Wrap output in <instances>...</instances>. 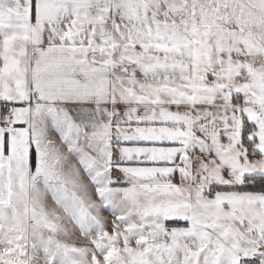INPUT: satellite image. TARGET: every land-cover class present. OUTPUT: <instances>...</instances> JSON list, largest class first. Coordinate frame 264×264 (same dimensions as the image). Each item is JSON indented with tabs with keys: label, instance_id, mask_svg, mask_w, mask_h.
Returning a JSON list of instances; mask_svg holds the SVG:
<instances>
[{
	"label": "snow or ice",
	"instance_id": "6c2138e0",
	"mask_svg": "<svg viewBox=\"0 0 264 264\" xmlns=\"http://www.w3.org/2000/svg\"><path fill=\"white\" fill-rule=\"evenodd\" d=\"M0 264H264V0H0Z\"/></svg>",
	"mask_w": 264,
	"mask_h": 264
},
{
	"label": "rangeland",
	"instance_id": "374dc122",
	"mask_svg": "<svg viewBox=\"0 0 264 264\" xmlns=\"http://www.w3.org/2000/svg\"><path fill=\"white\" fill-rule=\"evenodd\" d=\"M107 215V214H106Z\"/></svg>",
	"mask_w": 264,
	"mask_h": 264
}]
</instances>
